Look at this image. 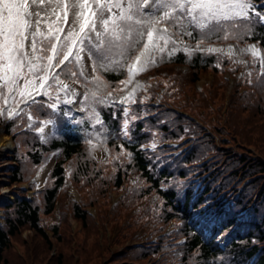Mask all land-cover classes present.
<instances>
[{
	"label": "trees",
	"instance_id": "trees-1",
	"mask_svg": "<svg viewBox=\"0 0 264 264\" xmlns=\"http://www.w3.org/2000/svg\"><path fill=\"white\" fill-rule=\"evenodd\" d=\"M258 1L223 30L189 29L192 36L183 38H234L243 46L256 40L260 52L160 40L163 50L136 71L142 84L123 103L106 96L131 80L130 55L117 54L91 60L92 74L77 80L82 112L68 104L70 90L49 89L19 116L2 112L0 100V123L15 141L0 157V188L10 186L13 195L0 192V264H264V2ZM204 74L212 77L197 85ZM47 123L52 129L44 134ZM52 158L38 189L35 173ZM23 181L35 190L32 197Z\"/></svg>",
	"mask_w": 264,
	"mask_h": 264
},
{
	"label": "snow or ice",
	"instance_id": "snow-or-ice-1",
	"mask_svg": "<svg viewBox=\"0 0 264 264\" xmlns=\"http://www.w3.org/2000/svg\"><path fill=\"white\" fill-rule=\"evenodd\" d=\"M251 7L250 0H0V100L9 117L19 116L18 102L72 89L61 74L85 76L86 57L152 63L163 50L157 41L179 44L189 29L223 30Z\"/></svg>",
	"mask_w": 264,
	"mask_h": 264
},
{
	"label": "rangeland",
	"instance_id": "rangeland-1",
	"mask_svg": "<svg viewBox=\"0 0 264 264\" xmlns=\"http://www.w3.org/2000/svg\"><path fill=\"white\" fill-rule=\"evenodd\" d=\"M45 26L46 25H44V26H42L43 28H45ZM218 45L219 44H210V45H208V46H210V47H212V48H217L218 47ZM224 46L225 47H227L228 46V44L226 43V44H224ZM246 47H248V48H251V49H257V47L255 46V45H253V44H250V45H247ZM86 59V66H85V72L89 75V74H91V62H90V60L86 57L85 58ZM143 63V62H142ZM142 63L139 65V67L142 65ZM210 77H212V75H209V74H207V75H203L202 77H201V79L199 80V84H204L206 81H208V80H210ZM131 81H133V88H135V86H136V88L140 85V81L138 80V79H135V74L134 75H131ZM80 91V93H81V90H79ZM133 91V90H132ZM73 92H74V90H73ZM129 94H131L130 93V91L129 90H127L126 92L125 91H121V92H119V91H109L107 94H106V96L109 98V99H111V100H114V101H124L127 97H129L130 95ZM74 95V94H73ZM129 95V96H128ZM72 101V100H71ZM8 109V108H7ZM49 130V128L48 127H44L43 128V132L44 133H47V131ZM7 144H6V138H5V136H3V137H1L0 138V157L1 158H3V156H5L4 155V153H5V151L4 150H2L5 146H6ZM96 154L98 155V156H102L103 155V151L102 150H97L96 151ZM44 171V170H43ZM42 170L41 171H39L38 172V174H37V176H39V178L41 179V182H42V178H43V176H45L42 172H43ZM3 191H5V192H8L9 191V189L8 188H3ZM2 191V192H3ZM71 192L73 193V194H76V191L74 190V188H71ZM116 195V194H115ZM72 222H71V225L72 226H74V225H76V223L73 221V220H71ZM32 233V231H30V230H26V229H24L23 230V232H22V235H23V237L24 238H26V239H28L29 238V236H30V234ZM18 242H15L14 243V246L19 250V251H21V246H20V244H17ZM17 245V246H16Z\"/></svg>",
	"mask_w": 264,
	"mask_h": 264
},
{
	"label": "bare ground",
	"instance_id": "bare-ground-1",
	"mask_svg": "<svg viewBox=\"0 0 264 264\" xmlns=\"http://www.w3.org/2000/svg\"><path fill=\"white\" fill-rule=\"evenodd\" d=\"M142 61H143V58H142V60L140 61V63H137L136 61L134 62V67H138L141 63H142Z\"/></svg>",
	"mask_w": 264,
	"mask_h": 264
}]
</instances>
